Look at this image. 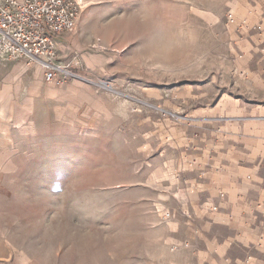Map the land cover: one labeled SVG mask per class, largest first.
Instances as JSON below:
<instances>
[{"label": "rangeland", "instance_id": "rangeland-1", "mask_svg": "<svg viewBox=\"0 0 264 264\" xmlns=\"http://www.w3.org/2000/svg\"><path fill=\"white\" fill-rule=\"evenodd\" d=\"M65 36L62 81L0 63V264H211L186 201L264 105V0H82Z\"/></svg>", "mask_w": 264, "mask_h": 264}, {"label": "crops", "instance_id": "crops-1", "mask_svg": "<svg viewBox=\"0 0 264 264\" xmlns=\"http://www.w3.org/2000/svg\"><path fill=\"white\" fill-rule=\"evenodd\" d=\"M69 39L59 36L57 48ZM232 121L248 123L250 133L236 131L232 143L204 158L202 191L196 202L186 201L203 231H196L197 254L211 264H264V105Z\"/></svg>", "mask_w": 264, "mask_h": 264}, {"label": "built area", "instance_id": "built-area-1", "mask_svg": "<svg viewBox=\"0 0 264 264\" xmlns=\"http://www.w3.org/2000/svg\"><path fill=\"white\" fill-rule=\"evenodd\" d=\"M81 14L82 0H0V63L4 59L39 62L47 81L64 80L69 71L54 62L57 38L74 31ZM173 215L162 212L165 220Z\"/></svg>", "mask_w": 264, "mask_h": 264}]
</instances>
